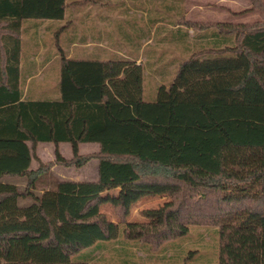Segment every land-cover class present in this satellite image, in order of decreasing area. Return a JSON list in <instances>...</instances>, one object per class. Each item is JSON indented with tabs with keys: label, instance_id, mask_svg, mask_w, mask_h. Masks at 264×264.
I'll list each match as a JSON object with an SVG mask.
<instances>
[{
	"label": "trees",
	"instance_id": "1",
	"mask_svg": "<svg viewBox=\"0 0 264 264\" xmlns=\"http://www.w3.org/2000/svg\"><path fill=\"white\" fill-rule=\"evenodd\" d=\"M66 6L0 0V264H139L96 261L92 251L119 236L157 250L191 225L217 227L216 264H264V5L253 22L189 23L234 34V44L191 54L153 101L143 99L142 64L75 59L61 49L60 98L22 99V20H60ZM38 142L56 145L54 159L31 169ZM79 143L98 150L80 154ZM92 158L96 180L42 178L55 163L81 167ZM40 180L46 187L37 194ZM117 187L175 195L141 222L126 220L125 196L114 207L118 220H107L101 193ZM24 197L32 201L19 205Z\"/></svg>",
	"mask_w": 264,
	"mask_h": 264
},
{
	"label": "rangeland",
	"instance_id": "2",
	"mask_svg": "<svg viewBox=\"0 0 264 264\" xmlns=\"http://www.w3.org/2000/svg\"><path fill=\"white\" fill-rule=\"evenodd\" d=\"M143 1L66 0L67 6L63 19L22 20L21 83L24 82L28 63L37 59L43 62L52 58L53 55H57L45 68L37 71L39 70L37 67L35 72L38 73L30 82V85H34V83L40 81L43 84H49L53 88L54 78L58 79L59 76L60 49L63 52H68L71 44L75 43L73 58L101 56L108 59H122V56L125 55L139 56L143 60V99L153 101L157 87L161 84L168 85L171 83L179 64L189 58L192 51L174 48L177 41L172 40L171 34L174 32L168 24H173L171 22H173L176 15L175 8L173 10L163 9L156 16L150 15L147 19L141 12L143 4L147 5L149 0ZM128 2L131 3L132 7L127 6ZM94 6L95 8L98 6L97 16L85 17L82 15L84 9L87 7L93 8ZM95 8L93 9L96 10ZM75 10L82 12V14L74 13ZM154 18L165 22L160 24L156 31L153 28ZM222 43L223 45L230 44L226 41H221L219 44ZM233 44L234 41L231 45L223 47L232 46ZM36 53L38 55L34 57ZM38 153L41 154L42 160L35 155L36 158L31 161L30 168H35L40 162L49 161L53 157L50 148L44 145L38 148ZM89 166H92V164H89ZM79 171L78 169V176L82 175ZM48 175L42 178L49 181L55 178L51 172ZM5 180L13 182L21 188L25 186L26 182L23 177H9ZM45 187L42 180L38 181L34 193L39 194L41 192L40 188ZM174 195V188L166 192H142L140 194L132 192L129 195H125V192H121L118 187L107 188L101 193L100 212L105 219L117 221L118 216L114 207L120 198L123 199L126 196V199L129 198L126 220L149 221L154 218L147 216V211L161 210L172 202ZM31 201L30 197H24L19 199L18 203L19 205H26ZM217 247V227L191 225L185 235L162 243L157 250L149 249L147 244L134 243L119 236L116 240L105 241L100 247L93 249L92 258L102 262L139 264H180L182 262L188 264H216ZM91 249H85L82 253H86ZM82 253L72 256V259L80 260Z\"/></svg>",
	"mask_w": 264,
	"mask_h": 264
},
{
	"label": "crops",
	"instance_id": "3",
	"mask_svg": "<svg viewBox=\"0 0 264 264\" xmlns=\"http://www.w3.org/2000/svg\"><path fill=\"white\" fill-rule=\"evenodd\" d=\"M144 0L143 2H146ZM253 1L257 4L253 5ZM77 2V1H75ZM98 3V2H94ZM127 6H131V3ZM140 4V3H139ZM258 5H264V0H149L146 4H143L142 14L144 17L148 19L150 15L156 16L163 9H172L175 8L176 15L173 18V24H168L169 28L173 30L172 40L177 41L174 47L175 49H189L192 53L198 50L204 49H219L226 45H231L234 41V34H221L214 27L200 28L190 26L189 23H208V22H221V23H246L253 22L260 19V10ZM98 7V6H97ZM95 6L96 10L91 7H87L89 9H84V13H79L78 15H84L85 17L97 16L98 9ZM132 7V6H131ZM95 11V13H94ZM97 12V13H96ZM74 16V15H73ZM145 18V19H146ZM146 19V20H147ZM70 23V21H69ZM165 22L154 18L153 20V28L155 31L160 24H164ZM221 41H226L230 44H219ZM88 44V43H87ZM85 44V45H87ZM75 43L71 44V48L68 52H63L66 57H72L74 54L73 47ZM63 51V50H62ZM21 53V51H20ZM191 53V54H192ZM37 53L34 57H37ZM61 55V54H60ZM57 57V55H53L52 58L48 60H35L34 62H30L27 64L25 79L24 82L21 83L20 76V88H21V98L25 100H58L60 98L59 91V76L58 79L54 78L53 88L49 84H43L40 81L34 83V85H30L31 80L36 76L41 68H45L48 64L52 62ZM85 57V56H83ZM124 59H128L134 61L135 63H140L143 66V60L139 56H122ZM73 58V57H72ZM75 59H95V60H108V58H102L101 56H93L91 58H75ZM20 67V61H19ZM59 72H60V63H59ZM58 80V81H57ZM37 97H41L38 98ZM58 97V98H57ZM41 145H44L50 148V151L53 155L49 160L54 159V151L56 145L52 142H38L35 145L34 153L42 160V156L38 153V148ZM57 149L60 154L69 158L72 156L71 146L68 142H60L57 145ZM78 150L80 154L96 152L98 150L97 143H79ZM40 152V151H39ZM36 158V157H35ZM33 158L32 160H34ZM92 164V166H89ZM39 165V164H38ZM36 165V167L38 166ZM35 167V168H36ZM72 167H75L74 169ZM31 168V169H35ZM82 174L78 176L77 170ZM89 169V171H88ZM50 172L53 173L55 178L65 179V180H74V181H91L96 180L98 176V160L96 158H92L87 161L81 167L76 166H65L61 164H53L50 167ZM90 177V178H87Z\"/></svg>",
	"mask_w": 264,
	"mask_h": 264
}]
</instances>
